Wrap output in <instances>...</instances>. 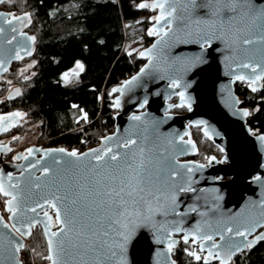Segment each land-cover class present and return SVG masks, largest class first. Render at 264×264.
I'll use <instances>...</instances> for the list:
<instances>
[{
	"label": "water",
	"instance_id": "95a60500",
	"mask_svg": "<svg viewBox=\"0 0 264 264\" xmlns=\"http://www.w3.org/2000/svg\"><path fill=\"white\" fill-rule=\"evenodd\" d=\"M3 1L0 0V3ZM157 2L158 0H151L143 3L149 5L147 8L154 14L150 30L160 28L155 23V18L160 15L159 9L151 7ZM207 2L208 0H196L200 5ZM186 4L188 0H176L178 19L172 22L173 32L165 37L167 43L157 44L160 37L154 35L153 41L139 52L145 62L114 88L113 132L102 137L96 146L78 153L83 157L93 150L102 152L106 147H112L115 153L123 155L129 150L117 145L132 138L137 140L134 150L138 151L140 147L147 150L146 160L151 161L149 168L159 169L161 152L173 163L178 161V165L185 166L181 171L192 191L176 193L175 213L178 214H174L169 206L166 215L159 212L149 214L145 208V214L152 216L151 221L133 217L131 226L134 227V235L124 251V264H174L169 243L174 241L172 247H175L180 239L184 241L186 235L188 241L197 244L199 252L203 254V261L207 259L220 264L218 258L209 256L211 242L204 241L201 238L203 235H213L218 244H223L220 234L225 226L234 229L233 233L226 235V239L231 237L240 244L264 235V216H261L264 210L259 207L264 203V136L247 125L244 115L247 111L240 106L233 87L234 83L242 81L251 90L261 88L262 79L252 83V78L264 75V43L243 45L242 41L245 38L258 39L264 34V0H217L214 9L193 7L191 4L186 9ZM232 6L235 11L231 10ZM10 16V12H0V27L5 29L0 34V76L16 60L17 52L23 57L30 54L33 48L30 35L22 32L29 20L23 19L27 15L15 16L17 20L9 26L5 18ZM227 17H231V23L227 22ZM181 18H196L203 23H192L189 29L184 30L179 22ZM222 20H225L223 29H220L223 38L210 35L205 41L201 34L217 32ZM11 27H15L17 31L13 33ZM186 31L192 34L188 35ZM8 40L12 42L8 43ZM153 45H157L155 49ZM149 49H153L151 64L147 56ZM241 61L257 65V72L241 68ZM237 75H242L245 79L237 80ZM133 77L137 79L129 84ZM173 80L178 81L179 87H173ZM180 93H184L183 98ZM20 94V88L14 86L6 93L5 99L12 100ZM173 98L176 101L171 102ZM174 106H183L187 111L174 114L170 112ZM133 116H139L140 120H133ZM18 120L19 117L14 114L4 117L0 121V135ZM191 128H199L201 134L216 146L221 154L220 159L209 158L206 163H197L192 159L197 152L195 144L190 140L193 148L181 142V137L184 142L189 141ZM179 147L187 150L180 154L176 151ZM29 149H32L31 155L29 152L25 155L16 152L14 162H9L4 159L10 152L9 148L0 144V182L6 189L10 185L19 184L21 196L20 210L17 217L12 218L7 210L8 198L0 194L4 199L3 209L7 213V221L0 213V264H21L15 245H23L22 238L28 235L21 236L11 231L13 223L17 227L23 223L24 230L30 232L39 227L49 255V237L45 233L59 231V225L55 224V210L45 206L44 209L37 208L33 213L23 212V208L44 203L51 198V193L57 187L60 195H65L75 179L87 171L86 166L90 162L95 163L91 157L78 161L67 155L71 151L64 149V152H60L62 148L31 145ZM186 158L189 159L185 160ZM105 159L108 160V157ZM109 163L116 164L112 161ZM124 163L125 161H120L121 165ZM33 164H36L35 168L32 167ZM187 167L192 168L191 173L186 171ZM45 168L49 170L47 177L43 176ZM36 176H40L41 180L35 181ZM177 181L183 182L180 177H177ZM35 183H40V187L35 188ZM71 199L69 195V200L60 206L62 217L76 215L77 209L86 211L81 202L72 205ZM44 211L48 212L51 220L44 217ZM77 219L82 220L83 217L77 216ZM30 223L32 227L28 229ZM3 224H8L9 228L3 227ZM164 225L168 226L171 235L159 231ZM177 227L180 230L173 231ZM245 227L251 229L247 240L234 235L237 228L243 231ZM258 241L260 240H256ZM245 250L247 249L243 251ZM243 251L233 255L231 261ZM65 258L69 264H78L74 252ZM47 264L51 262L48 261Z\"/></svg>",
	"mask_w": 264,
	"mask_h": 264
},
{
	"label": "trees",
	"instance_id": "16d2710c",
	"mask_svg": "<svg viewBox=\"0 0 264 264\" xmlns=\"http://www.w3.org/2000/svg\"><path fill=\"white\" fill-rule=\"evenodd\" d=\"M145 1L151 0H5L1 4L13 15L29 17L24 30L33 43L20 68H10L6 73L11 84L20 88V96L0 100V113L23 114L5 133L13 139V148L27 134H36L42 147L80 153L113 132L114 88L145 62L139 48L126 50L124 45L142 42L146 47L155 38L148 34L154 14L147 7H139ZM76 62L81 63L78 73L62 80L61 74ZM261 83L257 91L242 81L233 87L240 106L248 113L247 125L264 136V79ZM186 111L183 106L170 110L174 114ZM188 139L197 149L194 161L204 163L221 157L199 128H191ZM0 201L4 204L1 196ZM28 238L35 258L47 255L39 227L32 229ZM170 255L174 264H204L203 254L193 241L180 239ZM230 264H264V240L239 253Z\"/></svg>",
	"mask_w": 264,
	"mask_h": 264
},
{
	"label": "snow or ice",
	"instance_id": "6c2138e0",
	"mask_svg": "<svg viewBox=\"0 0 264 264\" xmlns=\"http://www.w3.org/2000/svg\"><path fill=\"white\" fill-rule=\"evenodd\" d=\"M217 0H208L205 4H197L196 0H188V4L193 7L215 8ZM176 0H158L157 3L151 5L153 9H159L160 15L155 18V23L160 25L159 29H153L149 31V35H157L160 39L157 44L167 43L165 37L169 36V33L173 32V21L177 20L176 15L177 8L175 7ZM188 4L185 5L187 9ZM139 7H149L147 4H140ZM232 11H235V7H231ZM264 15V13H262ZM23 19L27 20L29 17L25 16ZM17 20L16 17L5 18V22L11 26ZM228 23H231V17L226 18ZM180 24L184 26V30L191 27V24L200 25L202 20L196 18H190V20H179ZM225 20L221 21L219 29L215 33H202V38L207 41L210 35H217L219 38H223V29ZM5 29L0 27V34H3ZM11 31L15 33L17 29L11 27ZM186 34L191 35L190 31H186ZM15 37H13L14 39ZM11 43V40L7 41ZM258 43H264V34L260 35L258 39L245 38L242 41L243 45H255ZM157 45H153V49ZM153 49L147 51L149 63H152ZM17 55L19 53L17 52ZM145 55V53H141ZM241 68L250 69L252 73L257 72V65L246 63L241 61ZM144 69L141 70L143 72ZM137 79L133 77L131 84ZM237 80H244L242 75L236 76ZM264 79V75H256L252 78V83L257 80ZM173 87H179V83L176 80L172 81ZM256 91V88H253ZM181 97H184V93H180ZM119 106V101L116 102ZM16 117L21 116L20 113L14 114ZM248 115L247 112L244 113ZM133 120H140L139 116H133ZM4 118L0 117V121ZM207 134V133H206ZM264 139V138H262ZM181 142L187 145H192L189 140L184 142L181 137ZM137 145V140L128 138L122 143L118 144V147L128 149L123 155L117 154L113 151L112 147H106L102 152L99 150H93L90 153L78 155L77 152L72 151L67 153L68 156L81 160L82 158L91 157L95 163L91 162L86 166L87 171L79 178L75 179L74 183L69 186L68 192L65 195H60L59 187L51 193V198L46 199L44 203H37L36 206L25 207L23 212L37 211V208L44 209L45 206L51 207L55 210V224L59 225V231L51 232L48 235V251L49 255L46 257L51 264H69L65 258L67 255L75 254L78 258V264H124L123 254L127 248V245L131 241L134 235V227L132 225V218L145 219L151 221L152 216L145 214L144 209H147V213H156L166 215L171 206L172 211L175 213V205L177 202V192L192 191L187 186L188 181L184 180V173L181 169L185 168L184 165H178V161L173 163L163 152L159 153L161 159L159 161V169L149 168L150 160H146L147 150L144 147H140L139 150H134L133 146ZM187 149L185 147H179L176 151L183 154ZM60 152H64V149H60ZM29 155L32 153V149L28 150ZM111 154V155H109ZM108 157V160L105 159ZM20 157H17L19 159ZM123 160L125 163L120 164ZM109 161L116 162V164H110ZM70 163V162H69ZM33 168L36 164L32 165ZM188 173L192 172L191 167H187ZM49 170L45 168L43 170V176L47 177ZM177 177L181 178V181H177ZM31 179V178H30ZM35 181H40L41 177L36 176ZM11 180V177H9ZM35 188L40 187V183L34 184ZM11 189V190H10ZM20 185H10L9 189H6L4 184L0 182V194L8 198L6 200L7 210L11 213L12 218H16L18 211L20 210L21 196L19 194ZM69 195L72 199L70 203L76 205L81 202L86 209L85 212H81L80 209L76 210V215L63 216L61 215V205L64 201L69 200ZM259 207L264 210V203ZM44 217L48 220L51 218L48 216V212L44 211ZM77 216H82V220H78ZM261 216H264V211L261 212ZM2 222V218H0ZM3 227L9 228L8 224H3ZM32 227L30 223L28 229ZM47 227V226H46ZM254 228L255 225L253 224ZM11 231L19 233L21 236L30 235V231L24 230L23 223L20 227H17L16 223L11 225ZM180 229L173 228V231H179ZM159 231L168 232V226H161ZM233 227L225 226L220 234V240L223 244H218L213 235L205 234L201 238L204 241L211 242L209 249V256L218 258L220 264H230L231 257L239 251L244 249L250 250L256 240H264V235L256 238L254 241H248L246 244L237 243L233 238L226 239V235L233 233ZM171 235V232H168ZM251 234V229L245 227L243 231L239 228L235 230L234 235L236 237H243L247 240V236ZM188 236L184 237V242L188 243ZM195 240V237H193ZM175 242L169 243V251ZM22 245H15V250L20 251ZM212 249H215L213 251ZM203 250V248H201ZM194 255V253H189ZM197 261L201 260V256L195 255ZM204 264H209V261L205 259Z\"/></svg>",
	"mask_w": 264,
	"mask_h": 264
},
{
	"label": "flooded vegetation",
	"instance_id": "af4514ba",
	"mask_svg": "<svg viewBox=\"0 0 264 264\" xmlns=\"http://www.w3.org/2000/svg\"><path fill=\"white\" fill-rule=\"evenodd\" d=\"M5 1V0H4ZM3 1V2H4ZM3 2H1L0 3V12H8V11H6V10H4L3 8H2V6H1V4L3 3ZM15 16H18V15H13L12 13H11V16L9 17V18H11V17H15ZM25 26L23 27V29H22V32H25ZM15 56L17 57L16 58V60H14V61H12L11 63H10V65H9V67H8V70L10 69V68H20V65L26 60V58H28L29 57V54H27V55H25V56H23V57H21L20 55H17V53L15 54ZM7 70V71H8ZM7 71L5 72V74H3L2 76H0V100H2L3 98L5 99V96H6V93L12 88V87H14V86H16V85H14V84H11V80L7 77V75H6V73H7ZM7 87V89L6 90H4L5 88ZM4 116V114H0V117H3ZM18 122V121H17ZM16 122V123H17ZM9 129V128H8ZM7 130V129H6ZM6 130L0 135V144H5V145H7L8 146V148H9V154L8 155H6L5 157H4V159H6L7 161H9V162H14V152H13V150H12V147H11V145H10V143L12 142V138L10 137V136H5V133H6ZM27 139V138H26ZM25 137L23 138V139H21V140H19V144H21V142L22 143H24V144H22V145H20V147H19V149L17 150V152L18 153H21V154H26L27 152H28V149H27V147H28V144H26L25 143ZM190 140V139H189ZM187 159H189V158H186L185 160H187ZM220 159V158H219ZM196 162V161H195ZM207 162V161H206ZM206 162H204V163H206ZM197 163H199V162H197Z\"/></svg>",
	"mask_w": 264,
	"mask_h": 264
},
{
	"label": "rangeland",
	"instance_id": "374dc122",
	"mask_svg": "<svg viewBox=\"0 0 264 264\" xmlns=\"http://www.w3.org/2000/svg\"><path fill=\"white\" fill-rule=\"evenodd\" d=\"M124 48L126 49V50H128V49H134V48H139V52L142 50V49H144L145 48V46H143L142 45V42H139V43H137V44H135V45H124ZM80 68H81V63L80 62H76L75 63V65L71 68V69H69L68 71H66V72H63L62 74H61V79L62 80H68L69 78H71V77H73L74 75H76L77 73H78V71L80 70ZM16 112H14V113H7V114H5L4 113V116H3V118L4 117H6V116H8V115H11V114H15ZM0 114H3V113H0ZM21 114V116H19V121L21 120V118H23V114L22 113H20ZM14 123H11V125H13ZM10 125V126H11ZM27 138V139H26ZM25 143L26 144H28V147H27V149H29L30 148V146L31 145H36V146H38V147H41V148H45V147H42V145H41V143H39V142H37L36 141V134H33V135H30V134H27L26 136H25ZM22 144H24V143H22L21 142V144H18V146L17 147H12V150H13V152L14 153H16L17 152V150L19 149V147H20V145H22ZM32 247V246H31ZM35 257V256H34ZM37 259V258H36ZM39 260V259H38Z\"/></svg>",
	"mask_w": 264,
	"mask_h": 264
},
{
	"label": "built area",
	"instance_id": "2783aa9c",
	"mask_svg": "<svg viewBox=\"0 0 264 264\" xmlns=\"http://www.w3.org/2000/svg\"><path fill=\"white\" fill-rule=\"evenodd\" d=\"M6 160V159H5ZM0 213L5 221H7V213L3 209V204L0 201ZM23 247L19 251V258L21 264H47L49 260L46 259V256H42L39 260L34 257L31 241L28 238H22Z\"/></svg>",
	"mask_w": 264,
	"mask_h": 264
}]
</instances>
